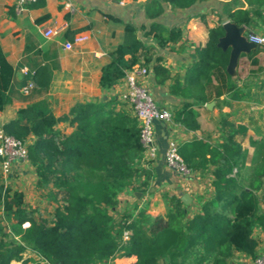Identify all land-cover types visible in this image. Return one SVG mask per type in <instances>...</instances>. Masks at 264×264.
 Wrapping results in <instances>:
<instances>
[{
    "label": "trees",
    "instance_id": "1",
    "mask_svg": "<svg viewBox=\"0 0 264 264\" xmlns=\"http://www.w3.org/2000/svg\"><path fill=\"white\" fill-rule=\"evenodd\" d=\"M37 1L43 4V0ZM197 1L150 0L148 4L152 5L151 13L158 15L165 2L175 8H189ZM244 1L246 9L224 10L227 21L237 27L256 26L254 16L259 15L264 0ZM222 22L221 19L209 29L205 46L196 50L197 64L189 82L196 92L207 90L213 99L235 89L226 70L231 48L218 45L225 33ZM153 29L160 45L181 35L179 29H172L165 39L158 34L161 27ZM144 50L136 27L125 23L122 43L110 52V62L101 68L100 87L108 89L135 64H147ZM39 70L43 71L42 67ZM153 72L159 83L169 77V71L159 64L153 66ZM12 76L13 66L0 46V111L11 100L8 90ZM198 98L194 96L193 100ZM193 102L184 103L174 115L176 123L189 129L198 127ZM116 105V100L96 99L56 117L48 102L41 99L17 109L15 117L2 126L6 134L22 141L29 135L35 137L26 146L27 160L37 176L36 186L45 188L51 184L62 192V197L51 220H36L22 191L0 183V264L21 260L27 250L48 264H76V260L109 264L121 253L137 254L135 264H228L235 251L254 258L257 242L252 236L253 228L264 226V212L260 211L256 193L264 184V143L254 142L253 158L246 165L247 152L235 139L246 128L230 122L224 123L227 129L221 143L211 145L195 139L177 147L187 169L205 171L213 165L210 198L188 217L182 201L170 197L165 219L151 220L149 232L153 240L144 237L129 249L126 247L122 232L128 230L130 236L133 222L128 221V216L116 222L110 208L117 205L118 194L134 180L150 175L143 168L139 174L136 167L143 155L138 121L128 111L116 109ZM59 121L68 122L73 130L61 135L55 130Z\"/></svg>",
    "mask_w": 264,
    "mask_h": 264
},
{
    "label": "crops",
    "instance_id": "2",
    "mask_svg": "<svg viewBox=\"0 0 264 264\" xmlns=\"http://www.w3.org/2000/svg\"><path fill=\"white\" fill-rule=\"evenodd\" d=\"M149 1L43 0V4H39L35 0L19 5V0H0V46L13 66L8 90L11 100L0 111V129L15 117L17 109L41 99L48 102L56 117L68 113L73 106L96 99L116 100V109L122 108L133 115L122 102L127 89L124 79L102 89L99 78L102 66L110 62V52L123 41L124 24L131 23L136 27L137 38L142 41L149 59L145 64L149 73L140 77L139 82L149 90L159 107L172 110L173 119L154 122L157 150L150 159L143 154L145 161L141 165L150 176L147 179L140 176L135 185L121 192L113 209L118 212L116 217L112 215L116 222L127 216L128 221L133 222L126 240L128 249L144 237L153 240L149 232L151 220L155 217L165 219L166 202L170 197L181 200L187 193L189 201L182 205L191 217L213 192V165L205 171L189 169L187 174L166 165L164 152L170 141H175L177 147L195 139L215 145L223 140L227 129L224 123L243 125L246 132L237 134L235 139L247 152L246 165L253 158L254 142L264 143V44L238 49L231 55V61L229 56L226 70L235 89L218 99L210 98L207 90L196 92V87L189 83L197 64L196 50L205 46L209 29L218 25L221 19L227 21L225 9H246L247 3L244 0H199L189 8H175L165 2L162 11L154 15ZM259 11V15L254 16L255 22L264 25V5ZM257 25L256 29L259 28ZM155 26L162 28L158 34L165 39L172 29H179L181 35L175 41L168 40L160 45L153 29ZM242 28L244 35L253 31L252 26ZM48 29L54 33L45 36ZM257 34L264 35V27ZM66 42L71 43L70 49L65 47ZM251 50L255 53L251 54ZM155 64L169 71V77L163 83L155 78ZM41 67L43 71L39 70ZM29 82L33 86L24 92L23 87ZM212 82L216 84L213 77ZM194 96L199 98L195 101ZM192 101L198 127L189 129L176 123L174 115L184 103ZM55 130L66 135L73 126L59 121ZM34 139L29 135L26 142ZM256 193L260 198V211L264 212V184ZM252 236L257 242L255 254L258 255L264 251V226L256 225ZM253 259L235 251L228 264H254ZM137 261V254L121 253L109 264H135ZM11 264L48 263L27 250L21 260Z\"/></svg>",
    "mask_w": 264,
    "mask_h": 264
},
{
    "label": "built area",
    "instance_id": "3",
    "mask_svg": "<svg viewBox=\"0 0 264 264\" xmlns=\"http://www.w3.org/2000/svg\"><path fill=\"white\" fill-rule=\"evenodd\" d=\"M35 0H19V5L25 2H33ZM54 33L53 30L48 29L44 32L45 36ZM248 42L255 46L264 44V35L257 34L250 31L245 36ZM65 47L71 48V43L66 42ZM149 69L142 64H135L128 70L123 77L127 89L122 95V102L125 103L137 119L139 125V141L141 143L143 154L150 159L154 157L157 147L154 142L153 124L155 121L169 122L173 119L172 110L168 107H159L149 90L139 82V78L148 75ZM33 86L29 82L23 87V91L27 92ZM165 163L168 167L176 171L187 174L189 169L185 166L182 159L177 152V143L170 141L164 152ZM27 160V146L26 142L17 139L11 135L6 134L0 129V166L3 176L9 177L12 165L15 162ZM235 172V168L233 169ZM24 226H28L25 223ZM129 237V231L122 232V240L126 241ZM254 264H264V251L256 255L253 259Z\"/></svg>",
    "mask_w": 264,
    "mask_h": 264
},
{
    "label": "rangeland",
    "instance_id": "4",
    "mask_svg": "<svg viewBox=\"0 0 264 264\" xmlns=\"http://www.w3.org/2000/svg\"><path fill=\"white\" fill-rule=\"evenodd\" d=\"M255 27L256 26H252L251 30H253V32L259 33L260 29L262 30L264 25H257V27H259L258 29H256ZM245 36H247V33H245ZM143 161H145V158L142 155V157L136 162V167L139 171V174L142 172L141 165ZM22 162L23 161H20L19 164H17L18 162L13 163L9 177L6 178L1 173L2 170L0 166V183L4 184L5 186H9L12 190L22 191L24 195V202L26 203L27 208L31 210V216H33L36 220L45 218L47 221H49L53 218V212L55 207L57 206V202H61L60 200L62 197V192L58 189L52 188L51 184H49L45 188H38L36 186L37 176L34 173L29 161L26 160L25 163ZM135 181L137 180H134L131 185H135ZM49 192L52 193L49 194ZM118 196L117 201L119 202ZM115 207L110 208V211L112 212V215L116 217L118 215V212L113 210ZM3 224L5 226V231L8 232L9 230L6 222L3 221ZM3 240L9 241L7 237H4ZM92 262L93 260H76V264H92Z\"/></svg>",
    "mask_w": 264,
    "mask_h": 264
},
{
    "label": "water",
    "instance_id": "5",
    "mask_svg": "<svg viewBox=\"0 0 264 264\" xmlns=\"http://www.w3.org/2000/svg\"><path fill=\"white\" fill-rule=\"evenodd\" d=\"M224 28V36L219 39L218 45L222 47V49H226L228 46L232 47V51L230 50V61L231 55H235V51L240 48H248L249 46H255L253 43L248 42L245 38L244 30L242 27H237L232 24L230 21L224 22L222 24ZM189 195L184 193L181 197L182 202L188 203Z\"/></svg>",
    "mask_w": 264,
    "mask_h": 264
}]
</instances>
